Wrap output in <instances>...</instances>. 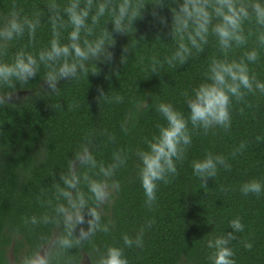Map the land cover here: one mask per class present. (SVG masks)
<instances>
[{"label":"trees","instance_id":"16d2710c","mask_svg":"<svg viewBox=\"0 0 264 264\" xmlns=\"http://www.w3.org/2000/svg\"><path fill=\"white\" fill-rule=\"evenodd\" d=\"M50 2L0 0V22L9 16L13 4L21 19L34 18L37 13L41 19L34 39L25 32L9 41L0 62L11 63L18 50L35 56L49 46L52 33L45 5ZM55 2L62 9L68 0ZM154 2L144 0L141 17L126 34L112 30L109 15L102 17L94 35L88 38L98 36L105 25L114 41L107 48L112 58L89 62L87 76L78 73L71 80H59L56 93L43 80L47 69L42 64L27 84L17 82L15 89L0 86V94L13 92L10 98L16 95L13 99L5 97L6 103L0 105V264H19L25 255L42 248L50 264H79L82 260L95 264L107 246L122 248L128 264H210L208 240L233 231L230 221L237 217L244 230L234 232L236 238L229 244L235 264H264V193L245 196L240 191L243 183L253 179L264 185V93L242 89V100L232 97L228 128L215 126L205 133L189 122L191 144L184 159L174 161L177 173L169 176V183L157 182L156 201L151 208L145 203L137 155L147 150L146 140L158 134L157 125L166 124L157 110L159 103L171 104L187 119L189 109L183 93L191 95L193 88L205 82L213 58L244 60L249 75L264 82V45L258 42L264 28L254 20L245 21L247 42L234 45L227 56L210 32L203 52L192 49L185 64L174 62L173 67L167 60L178 40L171 38V13L167 7L155 8L166 20L161 24L152 15ZM60 31L61 43H67L71 28ZM125 47L127 53L123 52ZM252 50L258 53L254 63L245 57ZM122 55L126 57L123 64ZM153 57L156 73H152ZM100 90L112 101L103 97L98 100ZM115 95L122 101L117 102ZM82 145L87 146L98 165L114 163V153L121 154L126 162L108 179L110 197L100 209L101 224H107L109 231H98L90 241L64 250L56 243L65 232L63 225L54 220L56 204L64 202L56 199L55 185L61 183L60 174L67 172L69 160L75 158ZM209 153L223 156L230 170L218 165L217 175L207 178L205 187L194 175L192 164ZM77 172L103 179L97 175L98 168L78 166ZM81 188L88 192L83 183ZM83 214L87 221L86 209ZM44 215L53 221L35 225L25 222L33 216L40 221ZM87 227V223L77 225L73 235L78 236L79 229L86 231ZM124 235L133 240L139 235L142 245L126 247ZM245 243H251L252 248H245Z\"/></svg>","mask_w":264,"mask_h":264},{"label":"clouds","instance_id":"9594fccd","mask_svg":"<svg viewBox=\"0 0 264 264\" xmlns=\"http://www.w3.org/2000/svg\"><path fill=\"white\" fill-rule=\"evenodd\" d=\"M145 5L144 0H99V2L83 0V6H81V0H68V3L61 9L55 0H51L45 5L52 33L49 46L41 49L35 56L25 50H18L11 63L0 62V86L15 89L17 82L20 85L27 84L37 76L41 64L47 69L43 80L53 93L58 90L59 80H71L78 73L87 76L89 62L112 58V53L107 51V48L112 46L114 41L112 33L105 25L98 36L94 39L88 38L94 35V30L99 26L101 18L106 14L109 15L112 30L126 34L129 27L133 26V22L141 17V10L145 8ZM152 5L154 6L152 15L159 19L161 24H165L166 20L155 11V8L167 7L171 13V38L178 40L175 52L167 60V63L173 67H175L174 62L185 64L192 55V49L203 52V46L208 43L210 32L215 35L220 51L227 56L228 51L234 45L241 46L247 42L243 27L245 21L254 20L257 25L264 28V2L262 0H156ZM40 24V13H37L34 18L21 19L13 4V10L9 16L0 22V55H6L9 41L23 36L25 32L34 39ZM69 27L71 31L67 35L68 42L61 43L60 30ZM109 39L111 44L107 43ZM258 42L264 45V32L259 34ZM128 51L126 47L123 49L124 53ZM245 57L247 61L254 63L258 59V53L252 50L246 52ZM152 59V73H156L157 61L155 57ZM125 62L126 57L122 55L121 63ZM242 89L247 92L258 90L264 93V82L257 80L254 75H249L248 65L244 60L229 62L226 59L213 58L208 67L205 82L193 88L191 95L187 92L183 93L185 104L189 109L187 119L169 103L161 102L157 105V110L166 124H158V134L154 135L151 140H146L147 150L137 152L141 161L139 178L148 207L151 208L156 201L157 182L169 183V176L177 173L174 161L184 159L187 146L191 144L189 122L194 129L202 128L205 133L215 126L228 128L231 123L229 109L232 97L238 101L242 100L245 95ZM12 93L0 94V105H4L5 97L10 98ZM101 97L107 102L113 99L103 90H100L97 99ZM114 98L117 102L123 99L119 95H115ZM243 147L242 144L241 149ZM125 162V157L114 153V163L108 166L102 163L98 165L87 146L83 145L75 158L69 160L67 172L60 174L61 183L55 185L56 199L59 201L62 198L64 201L57 203L54 208L55 223L62 224L65 232L56 241L60 249H72L83 242L90 241L98 231L105 233L109 231L107 224H101L100 209L110 197L108 179L114 175L116 168ZM218 165L230 170V165L226 163L223 156H213L211 153L207 154L203 160L193 161L192 167L194 175L199 177L206 187V179L217 175ZM78 166H86L89 169L98 168L97 175L103 179L90 176L87 172L83 175L78 174ZM81 183L87 188V193L81 188ZM240 191L245 196L251 193L259 197L264 193V185L253 179L243 183ZM89 201L92 202L91 206ZM85 209L89 217L87 221L83 214ZM52 221L53 218L44 215L40 221L33 216L25 222L35 225L38 222L47 224ZM84 223L88 225L87 230L80 228L79 235L74 236L73 232L77 225ZM230 228L233 231L208 240L210 264H235L232 258L234 253L229 244L236 238L233 233L242 232L244 225L237 217L230 221ZM123 243L129 248L133 244L140 247L142 240L139 235L135 240L124 235ZM244 247L250 250L252 245L245 243ZM19 264H50V261L48 253L43 251L41 254V250H37L25 255ZM95 264H128V260L122 248L107 246L100 253Z\"/></svg>","mask_w":264,"mask_h":264},{"label":"rangeland","instance_id":"374dc122","mask_svg":"<svg viewBox=\"0 0 264 264\" xmlns=\"http://www.w3.org/2000/svg\"><path fill=\"white\" fill-rule=\"evenodd\" d=\"M43 251L45 252L44 248L41 250V254H43ZM10 262L12 263V256L9 255ZM79 264H88L86 260H82Z\"/></svg>","mask_w":264,"mask_h":264},{"label":"water","instance_id":"95a60500","mask_svg":"<svg viewBox=\"0 0 264 264\" xmlns=\"http://www.w3.org/2000/svg\"><path fill=\"white\" fill-rule=\"evenodd\" d=\"M16 97V95H14L12 98H10V99H13V98H15Z\"/></svg>","mask_w":264,"mask_h":264},{"label":"flooded vegetation","instance_id":"af4514ba","mask_svg":"<svg viewBox=\"0 0 264 264\" xmlns=\"http://www.w3.org/2000/svg\"><path fill=\"white\" fill-rule=\"evenodd\" d=\"M42 249H43V248H42ZM42 249H41V250H42ZM9 255H10V254H9ZM12 258H13V257H12ZM12 261H13V259H12Z\"/></svg>","mask_w":264,"mask_h":264}]
</instances>
